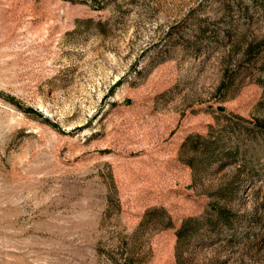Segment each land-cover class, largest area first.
Returning <instances> with one entry per match:
<instances>
[{
  "label": "rangeland",
  "instance_id": "374dc122",
  "mask_svg": "<svg viewBox=\"0 0 264 264\" xmlns=\"http://www.w3.org/2000/svg\"><path fill=\"white\" fill-rule=\"evenodd\" d=\"M0 264H264V0H0Z\"/></svg>",
  "mask_w": 264,
  "mask_h": 264
}]
</instances>
